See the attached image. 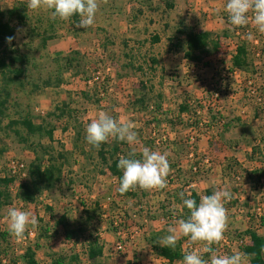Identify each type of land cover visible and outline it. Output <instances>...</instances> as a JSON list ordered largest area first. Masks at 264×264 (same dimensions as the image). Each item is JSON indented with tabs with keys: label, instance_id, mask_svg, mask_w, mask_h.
Instances as JSON below:
<instances>
[{
	"label": "rangeland",
	"instance_id": "374dc122",
	"mask_svg": "<svg viewBox=\"0 0 264 264\" xmlns=\"http://www.w3.org/2000/svg\"><path fill=\"white\" fill-rule=\"evenodd\" d=\"M17 2L26 3V11L31 23L36 24L41 30L49 21L54 20L56 22L53 32L55 37L47 42L45 48H42L38 35L31 37L27 33V26L17 25V34L14 39L15 45H12V47L28 54L31 61L28 73L32 75L33 79H36L39 75L45 77L46 74L51 73L57 76L61 75L63 84L61 86L46 87L42 93H34L32 95L27 93L28 84L26 83L25 87L22 88L12 86L11 105H9V112L12 117L17 116L14 114L16 110L28 109L34 116V122L39 123L40 117L48 110H51L54 105L70 99L73 102V107L77 110L78 119L84 129H86L88 123L98 118L100 112H106L111 115L110 107H118L120 109L119 112L122 116L119 119L115 117V119L134 123L135 119L133 120V118L135 117L130 115L132 111L131 106L128 104L129 98H133L137 93V89L140 88L141 80L145 82L149 90H152L149 95L155 96L160 93L162 100H166L164 103H168V96L174 95L173 97H175L177 90L179 95L182 94L180 93L182 90L180 87L184 89L188 86L186 83L182 86L179 82V80H182L180 69L165 71L166 75L164 76V72H161V69L156 66L151 68L149 58L150 56L158 58L161 64L181 63L180 55L173 58L176 59L175 61L163 60V56L167 52L166 50L176 43L178 38H182L181 34L176 33V28L180 26V20L185 26L191 24L187 26L190 29H192V26L193 28L201 29V23L204 20L202 15L200 16L201 21L195 19L197 14H192L194 10L192 5V10L190 9L189 2L191 1L98 0L99 8L95 22L92 26L85 29L80 28L78 22H74L73 18L70 21H62L59 18L52 19L50 10L45 8L32 10L28 6L29 0H0V8L6 11L17 4ZM169 4L173 6L170 7ZM212 15L214 19L221 18L223 21H227V13L224 11ZM12 23L16 25L15 21H12ZM230 26L237 33L242 29V27L236 29L232 25ZM248 26V32L244 34L242 33L244 32L243 30L239 35L243 37L242 41H251L255 51L261 50V52L258 55L253 54L254 56L250 54L251 66L246 70L247 72L244 76L241 73L230 71L232 56L236 51V46L241 42L237 38V34L234 33V36L231 34L228 39L220 42L222 47L214 62L203 58L200 62V65H202L200 68L195 66L189 69V72L187 70L191 77L189 79H192V81H189L192 86L189 87L190 93L188 95L190 96L188 98L191 95L193 97L189 100L195 98L194 96H201L205 92V98L200 100L195 98V100L200 101V103L204 102L206 106L208 104L209 106L212 105L211 108L215 111L221 107L222 98L226 97L227 94L229 95V93L233 95L237 89L241 97L259 107H264V47H262L264 34L258 32L251 22ZM154 35L159 36L158 42L154 43L151 41ZM106 37L110 38L113 43L105 46L104 40ZM102 47L103 49H100ZM56 52H61L59 62L54 59ZM67 61H69V64ZM216 67L220 68L218 69L219 72L214 71ZM204 68L207 69L205 70ZM207 72L208 74L213 73L212 78H214L212 81L207 82L205 80ZM171 79L174 82L178 81L177 84L175 83L174 88H172L174 85L171 86L168 83L171 82ZM150 86L152 87L150 88ZM219 89L221 90L219 99L215 101L212 99V94ZM252 89L259 92L258 94L262 98L261 102L256 101L259 96L258 94L254 95ZM84 94H86V97ZM147 115L141 114L138 117L139 123L135 120L136 125L140 126V129L136 128V130H144L146 132L144 140H150L146 138L147 130L148 128H153L147 124L149 120ZM6 123L7 119L4 118L0 124V151L2 150L0 152V177L9 172V162L11 160L22 162L28 167L30 161L34 158V153L31 149L25 148L22 143H19L11 130H3L1 128ZM64 124V121L55 122L53 141H49L47 138L40 140L43 144H52L53 149L56 151L66 150L70 152L68 163L62 171L63 179L48 191H45L36 203L28 204L21 201L16 193L26 180V175L22 177L17 175V179L11 185L8 201H3L4 203L0 207V233L5 232L8 235L7 242L0 240V264H14L11 260L17 259L22 254L28 242L31 245L39 244L36 253L37 259L41 264H51L53 256L61 255L68 259L69 256L75 254L77 261L67 264H99L95 259L89 258L83 239H79L78 242L66 240L61 226L56 227V233L52 234L48 239L38 237L45 224L53 227L54 220L62 215L70 222L78 223V221L84 219V209H95V217L88 223L86 235H95L101 244H107V249L105 250L107 255L103 256L107 264H168L161 261L152 248L148 247V245L146 246L147 243L145 241V237L148 238L151 234L150 229L162 227L166 219L161 218L160 215L158 219H153L155 221L152 223L148 220V217L143 218V216L160 213L161 210H158V208L155 210L151 209L155 204L158 207L167 205L170 208L174 203L168 202L166 199L163 201L149 197V190H146L145 194L138 192L141 196H137L136 200L119 198L117 195L118 181L111 175L110 170L106 166L95 167L96 163L93 161V165L84 163L82 167H73L74 165L72 166V164L76 162L78 156L82 157L79 153L80 149L75 147L80 142L78 143L75 139L76 136L72 129L69 128L66 131H62ZM205 131L175 130V132L179 133L178 136H184V141H186L188 136L191 138L188 141L187 161L191 163L200 162L201 173L205 176L203 178L211 177V173L218 174L216 181L210 180V182H207L204 180L196 185L201 194L206 186H209L212 191L213 188L219 190L228 187L232 193L234 188H237L238 194L235 196L233 194L232 207L226 209L228 223L224 232V239L219 244L213 245V248L217 254L230 255L239 252L243 255L239 245L245 244L244 242L247 243L248 238L243 237L242 243L239 234L249 227L256 229L255 223L250 219V215L247 214L248 205L255 206L256 212L261 213L264 209V190L261 193L259 189L257 191L258 194L252 195L250 188L253 190V180H241L236 184H232L224 180L223 177H219L221 174L219 166L212 164V161L217 157L215 151L213 153L212 151H192V149L194 150L193 144L195 143L198 146L197 143L201 137H203L202 143H209L213 147L218 148L217 140H211V137L216 134L213 133L216 130H208L209 137L207 135L203 136ZM163 132L165 131L160 128L153 134L157 141L164 134ZM199 132L201 133L200 137L197 136ZM217 132L219 134V130ZM85 135L86 133L83 134V137ZM206 136L207 138H205ZM31 138L33 142L37 141V137ZM139 140L138 138L137 143L130 147L142 148L143 145L140 142L141 140ZM166 143H168V140L163 143L158 142L156 145L157 147H162ZM150 144L153 143L148 142L145 146L150 147ZM155 147L151 146L153 150L160 151ZM85 148L88 147L83 146V149ZM228 153L230 155V152ZM238 155H240L239 152ZM230 156H232V153ZM185 161H183V164L186 163ZM71 172L73 173L72 175ZM173 172L170 171L169 174L171 175ZM242 173L245 177V172L242 171ZM186 179L184 177L179 178V184L187 182L185 181ZM247 182L249 183L248 185H246ZM169 188L170 186L168 185L165 189L168 190ZM178 188L185 187L179 185ZM254 189L256 190V188ZM46 206L52 209V213L45 209ZM10 207L29 211L37 217L39 223L34 227L36 235L18 240L9 233L6 214L7 209ZM50 213L53 214L54 218L50 216ZM146 218L147 221H143ZM174 223L176 221L169 224L174 225ZM176 227L178 225L174 228ZM34 228L29 225L25 234L27 235L28 230ZM117 232L122 233L123 236L125 246L122 252L114 251L115 243L120 239ZM258 232L264 234V228H259ZM165 233L162 234V237L166 236ZM181 240L184 250L191 251L193 248L202 249L203 247L202 242L191 244L187 237H182ZM4 252L6 254H3ZM209 255L205 259H209ZM243 257V264H250L248 258L245 255ZM174 264H182V261H175Z\"/></svg>",
	"mask_w": 264,
	"mask_h": 264
},
{
	"label": "trees",
	"instance_id": "16d2710c",
	"mask_svg": "<svg viewBox=\"0 0 264 264\" xmlns=\"http://www.w3.org/2000/svg\"><path fill=\"white\" fill-rule=\"evenodd\" d=\"M26 10L27 7L26 3L24 2H17V4L6 11H3L0 8V124L2 123V120L6 118L7 123L1 128L3 130H11L19 143H22L25 148L31 149V151L34 153L33 160L30 161L28 167L26 166V180L18 188L16 192L17 197L21 201L28 204L36 203L45 191H48L63 179L62 171L65 165L68 163L70 152L66 150L56 151L53 149L52 144H43L40 142L42 138H47L49 141H53L55 122L57 121H64L65 124L62 126V131H66L69 128L74 131L76 136L75 139L78 141V143L80 142V144H77L78 146L76 145L75 147L80 149L79 153L81 156L85 160L95 161V167L102 165L106 166L116 177L119 185V177L122 175V171L117 168L118 159L121 155H128L130 150L127 149L124 151L122 146L125 143L114 140H110V142L107 143H102L99 149H95L89 145L84 138L85 136L83 137V134H85V129L82 127V124L78 119L77 110L73 107V102L70 99L54 105L51 110H48L40 117L39 123L34 122V116L28 109H22L21 111L16 110L14 114L17 116L14 117H12L11 113L9 112V105H11L12 97V86L22 88L25 87L26 83L28 84L27 93L32 95L34 93H42L46 87H55L62 83L61 75L57 76L56 74L54 75L51 73L46 74L45 77H41L39 75L36 79H33L32 75L28 73L31 63L28 54L19 51L18 48L12 47V45H15L14 39L17 34V25L23 27L27 26V33L31 37L33 35H38L42 48H45L47 42L55 37L53 32L56 22H54V20L49 21L48 24L45 25V27H42L41 30L38 26H36V24L31 23ZM12 21H15L16 25L13 24ZM73 21L78 22L79 17L74 16ZM242 29H244V27H242ZM176 33L181 34L183 37L178 38L176 43L171 45V47L173 46L176 51H186V56L192 61L201 62L204 57L219 53L221 50L222 45L219 39L217 37H212V35L207 31H194L193 29L182 25L176 29ZM8 37H12L13 39L9 42L7 40ZM169 40L172 41L170 38ZM151 41L154 43L158 42L159 36H152ZM112 43L113 41L110 40V38H105V46ZM59 55L60 53L56 52V57L54 59L57 62L60 60ZM249 56L250 52L247 49L246 41L239 42L236 46V51L232 56V69H247V66L250 62ZM149 62L155 64L157 60L154 57H150ZM67 63L69 64V61H67ZM140 84L141 86L137 89V93L135 94L136 98L133 104L141 110L148 109L150 104H152L154 105V110L158 112L160 109L162 95L160 93L156 94L155 96L149 95L152 90H149L145 82L142 80L140 81ZM84 96L86 97V94H84ZM211 107L212 105L209 106L208 104L204 108L210 113L211 111H214ZM202 108L203 107L198 102H194V104L187 102L180 104L179 111H186V113L189 114L187 123L196 128L202 121L200 115V109ZM218 112L219 110L215 111V113ZM212 116L213 119L214 117L219 120L222 119L220 114H218V116ZM161 121V119L154 117L151 120H148L147 124H152L153 126L158 127L161 124ZM177 122L179 121L177 120ZM163 133L164 134L159 138L158 142H166V134L165 132ZM31 137H37V141L33 142ZM188 137L185 141V146L187 147L188 141L191 139ZM246 143L247 145H251L252 142L248 141ZM193 145L194 150L192 149V151L195 152L196 145L195 143ZM83 146L88 147L87 150L83 149ZM251 149L254 154H258V159L262 160L264 154L260 151L258 146H252ZM139 154L140 153L137 152V158H139ZM254 158V155H250L249 157V159ZM225 160L226 163L222 166L221 175L223 179L229 181V183L236 184L241 180L250 179L253 180V188H256L259 179L264 176V168H254L251 170H244L242 168V171L245 172L244 177L241 167L235 158L226 157ZM201 172L202 167L200 162H192L189 168V178L186 182V190L183 191L186 193H191V197L195 199L197 203H199L200 198L193 190L191 184L196 179V177L203 176ZM16 177L17 174H13L10 170L7 174L0 177V207L4 202L8 201L11 192V185H13L17 179ZM171 177L177 178V176L174 174L169 175L167 177L169 181L168 183L173 182ZM259 185L262 186V184ZM234 191H237V188H234ZM138 192L143 194L145 193V190L137 188L136 190L129 191L125 194H120L118 192V195L121 197L123 196L126 198L137 199V196H141ZM211 193L212 190L210 188L205 190V195H210ZM178 200L180 204V214H176L178 213V209L174 206H170V208H168L167 205H161L158 207V210H161L160 213L155 215L148 214L147 217L149 219H155L161 215L163 219H166L168 224L176 219H186L188 210L183 208L182 201L179 196ZM232 202L233 199L230 203L225 205L226 209L232 207ZM45 209L52 213V209L50 207L46 206ZM255 209V206L248 205L247 214L250 215V219L255 223L256 229L249 227L239 234L242 243L244 239L243 237L248 238V242H244L245 244L239 245V249L243 255L248 258L250 264H264V234L258 232L259 228H264V209L261 213L256 212ZM51 213L50 216L54 218L53 214ZM84 214V219L78 221V223L75 224L67 220L66 217L62 215L54 220L53 227L45 224L38 237L48 239L52 234L56 233L55 228L61 226L63 228V233L66 240L78 242V240L82 238L89 258L97 259L102 255L103 246L95 235H86L88 232V223L95 217V209H84ZM155 236L156 234L148 237L146 242L151 246L152 250L157 256L166 259L168 264H173L175 261L183 260L184 248L181 239L177 241V245L173 249L170 247L161 246L160 239H156ZM24 237L27 238V235L25 234ZM7 239L8 235L5 232H1L0 240L7 242ZM37 247H39V244L31 245L28 242L22 254H20L17 259H12L11 262L14 264H40L37 259ZM3 254L6 253L4 252ZM207 255L208 253H205L204 259ZM51 260V264H67L77 261V256L75 254L73 256H69V258L66 259L64 256L58 255L53 256Z\"/></svg>",
	"mask_w": 264,
	"mask_h": 264
},
{
	"label": "crops",
	"instance_id": "0c3cea01",
	"mask_svg": "<svg viewBox=\"0 0 264 264\" xmlns=\"http://www.w3.org/2000/svg\"><path fill=\"white\" fill-rule=\"evenodd\" d=\"M191 1L190 6H193V12L192 14H197V18H195L197 21L200 20L201 21V15H202V19L204 20L203 23H201V29H196L193 28L192 29L194 31H207L209 32L212 37L214 38H218L220 42H222L224 39H228L230 37V35L232 34L234 36V33L237 34V38L240 39V41H242L243 37L241 35H239V33H237L235 30H233V28L230 26V24L227 21H223L221 18H213V15L215 12L216 8H220L221 11H223V6L226 3V0H188ZM194 3H193V2ZM188 3V2H187ZM188 3V5H189ZM193 3V4H192ZM170 7H172L173 5L169 4ZM175 6V5H174ZM192 6H191V10H192ZM176 7V6H175ZM212 17V18H211ZM212 19V20H211ZM223 21V22H222ZM183 24V22L180 20V26H178L176 29H178L179 27H181ZM191 24H188L186 26H189ZM237 29V28H236ZM235 31V32H234ZM183 37V36H182ZM246 44H247V49L250 52V54L252 53L255 54V49L253 47L252 42L246 40ZM100 49H103L100 48ZM167 52L164 53L163 56V60H170V61H175L176 59H173L174 57H177V55L181 56V63L176 64V63H170L169 65L167 63H163L161 64V62L159 61L160 59L156 58L157 62L155 64H152L150 62V66L151 68L154 66H156L158 69H161V72H164V76L166 75L165 71H169L171 70H177L180 69V71L182 72L181 78L182 80H179V82L182 84V86L184 85V83L188 84L187 88L180 87L182 90L179 92L177 90V92L175 93V97L172 96H168L167 97V101L168 103H164L166 100H162L160 101V109L157 112L156 110H154L155 108L154 105L150 104L149 108L146 110H141L138 109V107H136V105L133 104V102L135 101L136 95L133 98H129V104L131 106V113L130 115L135 117L133 118V120L135 119L137 123H139V118L141 114H148L147 116L149 117V120H151L154 117H157L159 119H161V124L156 127L153 126L152 124H149L150 127L152 126L153 128H148V132H147V137L150 140H144L145 136L144 134L146 133L144 130H136V128H139V125H136L135 120L133 121L134 124L136 125L134 131H136L137 133V137L141 140H139L143 147L145 146V144H148V142H152L153 144H150L151 146H156L155 148L157 150H160L158 152L160 153H167V158L169 160V164H170V171H174L172 174H174L175 176H177V178H172L173 182H170L168 185L170 186V188L168 190L163 189V190H149V197H154L156 200H163L166 199L167 201H171V203H174V207H176L178 209V213L176 214H180V204H179V200H178V193H180L181 191L183 192L184 190H186V182H181V184H179V178L184 177L185 179L189 178L188 177V173H189V168L191 166V162L187 161V146H185V141H184V136H178L179 133L175 132V130H193V132H195L196 130H206L203 134V136L207 135L209 137V133L208 130H216V133L214 134V137H211V140L216 141L217 140V147H213L212 144H204L202 143L203 141V137H201L197 143L198 146H196L195 152H203V151H212V153L215 151L217 157L212 161V164H216L219 166V171L221 173V169L222 166L226 163L225 158L226 157H233L236 159V161L239 163L241 169H247V170H251L254 168H264V155L262 157V160L258 159V154H254L252 152V146H258V148L260 149V151L264 154V107H259L255 104H253L252 102H249V100L244 99L243 97H241L236 89V92L231 95L229 93V95L227 94L226 97L222 98V105L221 107L217 108L216 110H219L218 113H215V111H211L210 113L206 111V109L204 108L206 105L203 103H200V101L198 102L197 100H195V98H197L198 100L205 98V92L202 93L201 96H194L195 98H192V100H189L191 97H193L191 95L190 98H188V93H190V86H192V83H189V81L192 79L189 76V69H192L196 66V68H200L202 65H200V62H195L190 60L184 50H180V51H176L173 47L168 48L166 50ZM61 53V52H59ZM220 53V52H219ZM219 53H215L213 55L204 57L207 59H210L214 62L217 54ZM235 53V52H234ZM254 56V55H253ZM151 57V56H150ZM167 57V58H165ZM253 63V62H252ZM192 65V66H191ZM232 65V63H231ZM249 66H251V62H249V65L247 66V69L249 68ZM220 68H222V66H220ZM220 68H215L214 71H218V69ZM205 69V68H204ZM203 69V70H204ZM207 69V68H206ZM205 69V70H206ZM210 69V68H209ZM232 69V66H231ZM234 70L236 69V71L238 73H241L243 76L244 74L247 72L246 68L245 69H240V68H233ZM188 70V72H187ZM157 71V70H156ZM231 72H233V70H230ZM221 73V72H220ZM220 75V74H219ZM213 73L212 74H208V72L206 73L207 77L205 80L208 81H212L213 78ZM171 82H168L172 85H174L172 88L175 87V83L177 84L178 81L174 82L172 79L170 80ZM166 83V81H165ZM198 83V82H197ZM237 83V82H236ZM63 84H60V86ZM199 84V83H198ZM240 85V84H238ZM199 86L201 87V85L199 84ZM152 87V86H151ZM238 88V86H237ZM202 89V88H201ZM186 93V95H185ZM207 93V92H206ZM155 99V98H154ZM193 103L194 102H198L201 104V106L203 107L202 109H200V115H201V123L198 125V127H193L192 125H189V123H187V118H188V113H186V111L180 112V104H184V103ZM205 105V106H204ZM109 109V108H108ZM214 110V109H213ZM110 111L112 112L111 116L113 118L117 117L119 119L120 116H122V114H120V109L118 107H110ZM157 113V114H156ZM159 113V115H158ZM218 114H220L222 116V119H217L216 117H214L212 115L218 116ZM177 120L179 122H177ZM163 125V127H162ZM202 125V126H200ZM165 131V139L168 140V143H166V145L162 146V147H157V143L158 141L156 140V138L153 136V134L156 132V130L160 129ZM140 129V128H139ZM152 129V130H151ZM155 129V130H154ZM217 130H219V134L217 132ZM223 130V131H222ZM227 130V131H224ZM176 133V134H175ZM200 133V132H199ZM197 134V136H201L200 134ZM212 133V132H211ZM228 134V136H227ZM207 136L205 138H207ZM174 141H172V140ZM180 139V140H179ZM210 140V139H209ZM184 141V142H182ZM238 141V142H237ZM251 141V145H247L246 142ZM200 142V143H199ZM221 142V143H220ZM125 144L122 146V149L125 151L127 149H131L130 145L127 144L126 142H124ZM136 152L140 153V150L142 148H136ZM87 149V148H85ZM153 150V148H151ZM208 149V150H206ZM237 150V151H236ZM155 151V150H154ZM230 155L232 153V156ZM238 152L240 153V155H238ZM222 153V155H221ZM250 155H254L255 158L254 159H249ZM240 157H242L240 159ZM260 158V157H259ZM185 159V160H183ZM183 161H185L186 163L183 164ZM190 161V160H189ZM93 161H89V160H85L83 157L78 156V158L76 159V162H73L72 166L73 167H82L84 165V163H88L90 165L92 164ZM103 166V165H102ZM105 167V166H104ZM73 173L71 172V175ZM111 175L116 178L112 173ZM170 175V174H169ZM205 176H199L196 177V179L192 182L191 186L193 188V190L196 192V194L199 196V198L202 195H205V190L210 188L209 186L204 189V192L201 194L198 189L196 188V185L198 183H202L204 180H206L207 182L211 181H216L218 174H212L211 173V177L208 176V178H203ZM216 177V178H215ZM219 177H222V175L220 174ZM202 178V179H201ZM71 179V178H70ZM187 179L185 181H187ZM264 176L259 179L258 183H257V187L256 190L253 188V190L250 188V193L252 195H256L255 193L258 194V190H261V193H263L264 190ZM225 180V179H224ZM169 182V181H168ZM249 183L247 182L246 185H248ZM259 184H262V186H260ZM179 185H181L182 187L185 188H178L180 190L177 189V187H179ZM146 191V190H145ZM180 191V192H179ZM153 192V194H151ZM178 192V193H177ZM238 191H233L234 196ZM146 193V192H145ZM144 193V194H145ZM151 194V195H150ZM118 195V193H117ZM176 195V197H174ZM146 196V197H148ZM119 198L125 199L126 197H121L118 195ZM251 197V196H250ZM153 198V199H154ZM131 199V198H130ZM132 200H136V199H132ZM160 205V204H159ZM158 206L155 204L153 205V207L151 209L155 210L157 209ZM147 217L143 216V218ZM162 218V217H161ZM160 218V219H161ZM158 219L155 218V220ZM150 222H154L155 220L153 219H148ZM180 219H176L174 221H176V223L173 224H167V221H164L163 226L159 227L157 229H153L151 228V234L155 235L156 234V239H161L162 234L165 233L167 235H169L170 233L168 232V228L169 227H175L176 225H178ZM143 221H147V218L144 219ZM172 221V222H174ZM151 223V225H152ZM178 228V227H176ZM149 236V237H150ZM146 237H145V241H146ZM109 240V239H108ZM147 243V242H146ZM148 245V247L151 248V246L147 243L146 246ZM103 246V250H102V255L101 257L95 259L97 261V263L99 262V264H107V261H105L104 257L105 255H107L105 253V250L107 249L106 246L107 244L104 243L102 244ZM101 258V259H100ZM161 261L163 262H167L166 259L164 258H159ZM93 260V259H92ZM175 263V262H174ZM173 263V264H174ZM41 264V263H40Z\"/></svg>",
	"mask_w": 264,
	"mask_h": 264
},
{
	"label": "clouds",
	"instance_id": "9594fccd",
	"mask_svg": "<svg viewBox=\"0 0 264 264\" xmlns=\"http://www.w3.org/2000/svg\"><path fill=\"white\" fill-rule=\"evenodd\" d=\"M32 10L45 8L50 10L51 18L70 21L78 16V26L82 29L92 26L98 12V0H29ZM223 11L227 13V22L234 28L247 26L250 21L256 30L264 34V0H226ZM215 12L219 14L220 8ZM251 13V17L249 16ZM223 22V21H222ZM13 38L8 37L10 42ZM136 125L131 121L117 120L106 112H100L98 118L87 124L85 139L89 145L99 149L102 143L109 140L122 141L134 145L137 143ZM117 168L122 171L117 191L125 194L137 188L142 190H163L168 186L170 164L167 153L154 151L148 146L142 147L139 158L135 148L128 155H121ZM183 208L188 210L187 218L180 219L178 230L169 227V235L164 236L160 245L175 248L177 241L187 237L191 244L203 243L202 249L184 250L182 264H243L241 253L217 254L213 245L224 239L228 223L225 205L234 198L230 188L215 189L210 195H202L199 203L191 193H178ZM7 229L18 240L23 239L29 225L33 228L39 223L37 217L29 211L15 207L7 209ZM208 253L209 259H204Z\"/></svg>",
	"mask_w": 264,
	"mask_h": 264
},
{
	"label": "built area",
	"instance_id": "2783aa9c",
	"mask_svg": "<svg viewBox=\"0 0 264 264\" xmlns=\"http://www.w3.org/2000/svg\"><path fill=\"white\" fill-rule=\"evenodd\" d=\"M249 16L251 17V13H249ZM251 22V21H250ZM250 24V23H249ZM247 27H249L248 25L247 26H245L244 27V29H241L240 30V32L241 31H243L244 30V32H242V33H244V34H246L247 32H248V30H247ZM239 32V33H240ZM263 46L262 47H264V44H262ZM261 52V50H258V51H255V54H259ZM233 70V72L234 73H237V71H236V69L234 70V69H232ZM212 85V84H211ZM223 88V87H222ZM223 91V90H222ZM220 92H221V90L219 89V90H216L213 94H212V99L213 100H218L219 99V94H220ZM252 93L254 94V95H257L259 92H256V90H254V89H252ZM259 96V97H258ZM258 98H256V101H259V102H261V100H262V98L260 97V94H258ZM9 169L11 170V172L14 174V173H16L17 175H19V176H25L26 175V166L22 163V162H19V161H16V160H11L10 162H9ZM36 229L34 228V229H30V230H28V232H27V237H31V236H34V235H36ZM35 233V234H34ZM118 233V235H119V240H117L116 241V243H115V246H114V251L115 252H122L123 251V249H124V241H123V236H122V233H120V232H117ZM158 258H161V257H159L158 256Z\"/></svg>",
	"mask_w": 264,
	"mask_h": 264
}]
</instances>
